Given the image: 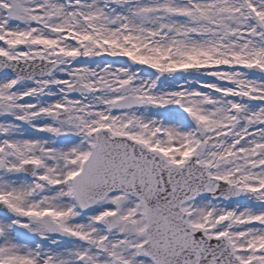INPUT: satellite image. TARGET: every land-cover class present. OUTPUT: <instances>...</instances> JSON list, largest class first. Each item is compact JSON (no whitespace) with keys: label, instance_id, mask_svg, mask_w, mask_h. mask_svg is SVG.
I'll return each instance as SVG.
<instances>
[{"label":"snow or ice","instance_id":"6c2138e0","mask_svg":"<svg viewBox=\"0 0 264 264\" xmlns=\"http://www.w3.org/2000/svg\"><path fill=\"white\" fill-rule=\"evenodd\" d=\"M0 264H264V0H0Z\"/></svg>","mask_w":264,"mask_h":264}]
</instances>
